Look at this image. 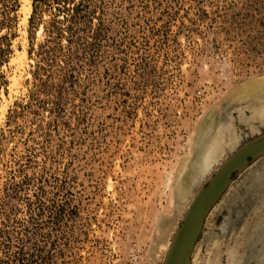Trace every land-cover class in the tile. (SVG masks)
I'll list each match as a JSON object with an SVG mask.
<instances>
[{
    "label": "rangeland",
    "instance_id": "1",
    "mask_svg": "<svg viewBox=\"0 0 264 264\" xmlns=\"http://www.w3.org/2000/svg\"><path fill=\"white\" fill-rule=\"evenodd\" d=\"M85 2L68 20L43 0L25 23L22 0H0V264H152L220 164L264 133L260 89L244 93L264 79V0ZM191 264H264V154L212 208Z\"/></svg>",
    "mask_w": 264,
    "mask_h": 264
},
{
    "label": "water",
    "instance_id": "2",
    "mask_svg": "<svg viewBox=\"0 0 264 264\" xmlns=\"http://www.w3.org/2000/svg\"><path fill=\"white\" fill-rule=\"evenodd\" d=\"M264 154V133L248 140L215 170L190 203L163 264H189L206 217L234 179Z\"/></svg>",
    "mask_w": 264,
    "mask_h": 264
},
{
    "label": "bare ground",
    "instance_id": "3",
    "mask_svg": "<svg viewBox=\"0 0 264 264\" xmlns=\"http://www.w3.org/2000/svg\"><path fill=\"white\" fill-rule=\"evenodd\" d=\"M21 9H22V11H24V17H23V22H27L28 20H29V17L31 16V14H32V11H33V0H22V7H21ZM21 11V10H20ZM24 23V24H25ZM22 24V23H21ZM24 28V27H23ZM23 31V30H22ZM28 30L27 29H25L24 30V33L27 35V32ZM21 34H22V32H21ZM24 34V35H25ZM22 37V36H21ZM20 37V38H21ZM24 38V37H23ZM26 38V37H25ZM25 38H24V40H25ZM27 40V39H26ZM26 42V41H25ZM23 46H24V43H23ZM26 59H27V49H25V48H23V50H18L17 49V51H16V55L12 58V60H11V62L15 65V67H16V69L14 70V74H12V75H9V76H12L10 79H11V83H10V85H11V88L10 89H18L17 87H19L20 86V82H21V80H23L22 78L20 79V77H21V73L23 72V70L25 69V66H27L26 65ZM28 60V59H27ZM11 63V64H12ZM28 64V63H27ZM13 65V66H14ZM27 71V70H26ZM20 73V74H19ZM27 73V72H26ZM25 73V74H26ZM23 75V74H22ZM257 84H260L261 85V87L260 88H257V89H255L254 88V85H257ZM246 86V90H244V93H248V94H250V95H253V97L254 98H256V100H257V97L255 96V95H258V93L256 92V93H252V91H254V90H259L258 92H259V94H261V96L262 97H260V98H263V100L262 101H264V79H262V80H255V81H252V82H249L247 85H245ZM244 86V87H245ZM4 91V90H3ZM14 91V90H13ZM12 90H11V92H13ZM237 91H238V89H237ZM1 93V92H0ZM243 96H244V94H243ZM6 97L7 96H5V93L3 92L1 95H0V119L2 118V117H4V115H6L5 114V107H1V105L3 104H1V99L3 98V99H5L6 100ZM241 97V96H240ZM235 99V98H234ZM4 106H7V103H6V105H4ZM5 118H6V116H5ZM213 134V133H212ZM217 137V136H216ZM212 138H214L213 136H212ZM218 138V137H217ZM213 140V141H212ZM214 141H216V140H214V139H211L210 138V141H208V142H206V144H207V149H206V151H205V153L203 154V155H201L200 156V158H199V160H198V163H197V166H196V174L197 173H200V172H202V171H204V169L206 168V166H207V164L210 162V161H212V160H214L213 158L215 157V156H213V148H215V143H214ZM218 141H219V138H218ZM221 141V140H220ZM218 143V142H217ZM217 147V146H216ZM210 150H211V152H210ZM251 164V163H250ZM249 166V165H248ZM247 166V167H248ZM195 180V178H192V182ZM232 183V182H231ZM230 183V184H231ZM230 186V185H229ZM228 186V187H229ZM186 198H188V196H185V195H183L182 197H180V200H177L176 202L177 203H175V205L177 204L178 206L176 207V210H177V212H178V216L180 217L181 215H182V213H183V211H184V208H185V206L183 205L184 204V199H186ZM179 199V198H178ZM183 201V202H182ZM174 206V205H173ZM175 209H174V211H176ZM212 210V209H211ZM187 211V210H186ZM211 212V211H210ZM209 212V213H210ZM186 213V212H185ZM175 214V213H174ZM184 215V214H183ZM209 215V214H208ZM163 216V215H162ZM164 217H166V216H164ZM164 217H163V219H164ZM208 217V216H207ZM206 217V218H207ZM160 218V217H159ZM175 218V217H174ZM184 218V217H183ZM182 218V219H183ZM162 219V220H163ZM167 220V219H166ZM175 221H176V219H174ZM206 221V220H205ZM162 222V221H161ZM171 222H173V221H170V223ZM166 224V223H165ZM169 225V224H168ZM159 227V226H158ZM171 227V226H170ZM173 227V226H172ZM171 227V228H172ZM179 227V226H178ZM160 228V227H159ZM178 229V228H177ZM158 230V229H157ZM160 230V229H159ZM166 231V230H165ZM177 231V230H176ZM159 232V231H158ZM170 232V231H169ZM169 232H167V233H169ZM162 233V232H161ZM166 233V232H165ZM176 233V232H175ZM201 234V233H200ZM175 235V234H174ZM165 236V235H164ZM174 237V236H173ZM163 238V237H162ZM165 238V237H164ZM168 238V237H167ZM163 240V239H162ZM172 241H173V239H172ZM172 241H166V238L164 239V241L161 243V247H160V251L158 250L157 252H159L160 254H158V258H151L152 259V264H156L157 262H158V259L160 258V256L162 255V257L163 256H165L166 257V254H167V252H166V254H165V251L168 249H170V247H171V245H172ZM171 242V243H170ZM160 243V242H159ZM214 244V243H213ZM156 247H157V245H155ZM195 246H196V244H195ZM195 246H194V248H195ZM156 247H155V249H156ZM154 252H155V250H153ZM193 252H194V249L192 250V252H191V255H190V263L189 264H191V256H192V254H193ZM154 254H156V253H154ZM153 256V255H152ZM165 257H164V259H165ZM155 259L157 260V262H155ZM204 259V258H203ZM207 259V258H206ZM151 261V260H150ZM197 261V260H196ZM195 261V262H196ZM163 263H164V260H163ZM162 263V264H163ZM150 264V263H149ZM159 264H161V263H159Z\"/></svg>",
    "mask_w": 264,
    "mask_h": 264
},
{
    "label": "trees",
    "instance_id": "4",
    "mask_svg": "<svg viewBox=\"0 0 264 264\" xmlns=\"http://www.w3.org/2000/svg\"><path fill=\"white\" fill-rule=\"evenodd\" d=\"M43 0H34V12H37L38 9V3H40ZM59 3L61 1L62 5L60 6V10L63 11H70V14H66V18H68V20H74L80 13V11L84 8V7H88L89 4H87L85 2V0H58ZM71 3V4H70ZM65 18V16H64Z\"/></svg>",
    "mask_w": 264,
    "mask_h": 264
}]
</instances>
